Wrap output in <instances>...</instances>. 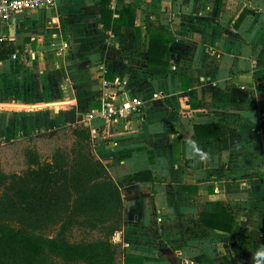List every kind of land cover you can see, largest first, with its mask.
Segmentation results:
<instances>
[{
  "label": "crops",
  "instance_id": "1",
  "mask_svg": "<svg viewBox=\"0 0 264 264\" xmlns=\"http://www.w3.org/2000/svg\"><path fill=\"white\" fill-rule=\"evenodd\" d=\"M101 1L0 23V144L88 127L123 201L121 264H264V0H116L113 19L135 13L119 36L102 29ZM158 26L174 36L164 76L147 70ZM102 77L141 112L87 120ZM222 205L239 230L203 224Z\"/></svg>",
  "mask_w": 264,
  "mask_h": 264
},
{
  "label": "trees",
  "instance_id": "2",
  "mask_svg": "<svg viewBox=\"0 0 264 264\" xmlns=\"http://www.w3.org/2000/svg\"><path fill=\"white\" fill-rule=\"evenodd\" d=\"M100 14L102 29L112 35L119 36L123 27H135V13L130 7L119 19H113L108 0H104ZM147 35L148 73L164 76L169 72L168 53L174 36L160 26L147 28ZM57 130L69 133V149L53 143V148L42 154L36 145L29 144L22 174L6 176L0 170V185L4 187L0 195V264H121L123 251L110 239L72 244L66 238L71 226L102 227L107 238L119 233L123 201L119 188L92 153L88 127ZM50 135L52 131L31 140L35 143ZM6 200H10L8 205ZM111 221L117 224L109 225ZM201 221L212 228L231 232L235 225L239 230V222L224 205L208 219L201 216ZM57 225H62L58 235L46 236L51 226ZM133 260L126 256L124 264Z\"/></svg>",
  "mask_w": 264,
  "mask_h": 264
},
{
  "label": "rangeland",
  "instance_id": "3",
  "mask_svg": "<svg viewBox=\"0 0 264 264\" xmlns=\"http://www.w3.org/2000/svg\"><path fill=\"white\" fill-rule=\"evenodd\" d=\"M68 134L66 132L53 130L50 138L42 139L33 143L32 140H21L18 143H8L0 144V170L6 175L10 176L12 174H22L25 169L26 162L28 161L27 154L29 144L32 147L37 146L38 149H41L42 154H47L52 148L53 145L62 146L64 149H69L72 140L68 139ZM54 143V144H53ZM51 148V149H50ZM9 183V181H8ZM4 187L0 185V195L4 192ZM5 203L8 205L10 200H6ZM114 221H111L113 224ZM117 224L116 222L113 224ZM62 225L51 226L48 230L46 236L50 238H55L58 233L61 231ZM117 234V233H116ZM116 234H112L107 238V234L103 231V228L99 229H90L83 228L78 226H71L66 232V238L72 244H78L82 242H97L105 239H110L112 243H117ZM119 261H117L118 264ZM61 264V263H60ZM72 264H84L82 262L72 263Z\"/></svg>",
  "mask_w": 264,
  "mask_h": 264
},
{
  "label": "built area",
  "instance_id": "4",
  "mask_svg": "<svg viewBox=\"0 0 264 264\" xmlns=\"http://www.w3.org/2000/svg\"><path fill=\"white\" fill-rule=\"evenodd\" d=\"M59 0H0V23L10 22L15 15L32 14L42 9H51ZM108 8L115 10L116 0H108ZM4 40L0 38V43ZM11 41V39H9ZM62 49H67L64 45ZM17 54L13 53L12 58L17 59ZM100 70L104 73V65L100 66ZM102 89L98 101L100 108L98 114L90 112L86 115L87 120H92L95 117L101 118L106 124L114 125L117 122L124 121L126 118L137 115L143 108V102L134 98L129 104L123 101L116 103L113 100V95L110 92V84L103 77L101 79Z\"/></svg>",
  "mask_w": 264,
  "mask_h": 264
},
{
  "label": "clouds",
  "instance_id": "5",
  "mask_svg": "<svg viewBox=\"0 0 264 264\" xmlns=\"http://www.w3.org/2000/svg\"><path fill=\"white\" fill-rule=\"evenodd\" d=\"M257 255L258 256H264V252H258Z\"/></svg>",
  "mask_w": 264,
  "mask_h": 264
},
{
  "label": "water",
  "instance_id": "6",
  "mask_svg": "<svg viewBox=\"0 0 264 264\" xmlns=\"http://www.w3.org/2000/svg\"><path fill=\"white\" fill-rule=\"evenodd\" d=\"M116 237H117V238L119 237V234H118V233L116 234Z\"/></svg>",
  "mask_w": 264,
  "mask_h": 264
}]
</instances>
